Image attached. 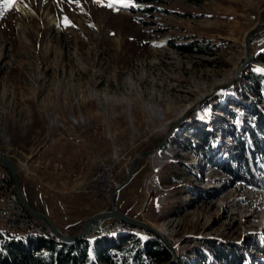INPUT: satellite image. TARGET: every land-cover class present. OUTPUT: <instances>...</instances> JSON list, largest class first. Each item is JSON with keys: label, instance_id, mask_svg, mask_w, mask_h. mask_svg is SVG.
Returning a JSON list of instances; mask_svg holds the SVG:
<instances>
[{"label": "rangeland", "instance_id": "rangeland-1", "mask_svg": "<svg viewBox=\"0 0 264 264\" xmlns=\"http://www.w3.org/2000/svg\"><path fill=\"white\" fill-rule=\"evenodd\" d=\"M129 7L138 8L0 0V156L14 164L28 202L38 193L31 205L71 236L85 218L110 209L109 195L80 193L100 163L121 184L131 160L170 133L155 155L136 162L133 179L113 197L117 210L166 236L176 252L167 264H202L207 254L218 261L226 251L238 264H264V190L207 163L243 169L237 141L252 144L260 132L242 104L263 106L247 86L248 77L264 74L257 61L264 24L250 42L253 62L231 83L245 36L264 20V0H166L150 13ZM191 43L205 52L179 49ZM86 135L88 162L70 138ZM253 163L264 180L260 150ZM126 226L102 224L111 233Z\"/></svg>", "mask_w": 264, "mask_h": 264}, {"label": "trees", "instance_id": "trees-1", "mask_svg": "<svg viewBox=\"0 0 264 264\" xmlns=\"http://www.w3.org/2000/svg\"><path fill=\"white\" fill-rule=\"evenodd\" d=\"M201 4L206 0H188ZM127 3L138 8L129 7L130 12L150 13L156 6L166 0H126ZM184 53L205 52L199 44L191 43L179 48ZM257 61L264 64V49L257 54ZM250 85L247 90L260 97L262 107L254 103L243 105L255 116L256 127L260 132L253 135L254 142L247 144L237 141L238 150L243 158V169L237 170L235 165L224 161L223 165L216 164L212 157L207 163L220 168V170L235 179V182L264 190V180L260 178L259 171L255 169L253 155L256 150L264 154V74L256 73L248 77ZM250 109H249V108ZM234 118V115H232ZM205 142H209L208 137ZM223 162V161H222ZM0 167H2L0 165ZM135 233L131 226H126L120 233L97 235L92 239L79 240L71 245L60 243L54 237L42 234L36 236H15L8 232H0V264H167L171 253L162 241L155 235L140 230ZM206 244L216 248L218 243L208 241ZM220 245V244H219ZM221 254V253H220ZM240 257L233 252H225L218 261L207 254L202 258V264H238Z\"/></svg>", "mask_w": 264, "mask_h": 264}, {"label": "water", "instance_id": "water-1", "mask_svg": "<svg viewBox=\"0 0 264 264\" xmlns=\"http://www.w3.org/2000/svg\"><path fill=\"white\" fill-rule=\"evenodd\" d=\"M264 24V20L260 21L255 28H253L247 35L245 36L244 39V49H245V54L239 61L234 79L231 83V85L237 81V79L240 77L241 73L251 65V63L254 60L251 48H250V42L254 38L257 30ZM170 134V133H169ZM167 135L164 142L159 145L157 148L153 149L152 151L148 152H142L135 156L129 165V169L127 171V175L125 180L121 183L118 184L109 194V205L110 209L108 211H102L98 214L93 215L92 217L88 218L85 220L82 229L80 230L79 233L76 235H67L66 233L62 232L56 225L53 223V221L46 216L44 213L41 211H38L35 209L26 199L24 193L22 192L21 189V181L20 177L18 175V172L12 163V161L6 157L0 156V165L7 171V173L10 176V179L13 183L15 194L20 202V204L23 206L25 211L34 219L42 223L47 230L50 233V236L54 237L57 239L60 243L65 244V245H71L79 240H87V239H92L93 237H96L97 235H103V234H109L110 228L109 227H102V224L108 220H115L116 222L120 223L121 225H128L131 226L135 229H140L146 232H149L156 237H158L162 243L168 248L170 251L171 255L175 257V249L174 246H172L168 239L166 238L165 235L160 233L158 229L151 227L150 225L142 222L135 220L133 218H130L122 213H120L114 203L113 197L116 193H118L121 189H123L125 186H127L131 180L133 179L135 175V164L138 160L147 158L150 156L155 155L168 141V138L170 135ZM111 230H114V228H111ZM170 262L169 264H171Z\"/></svg>", "mask_w": 264, "mask_h": 264}, {"label": "built area", "instance_id": "built-area-1", "mask_svg": "<svg viewBox=\"0 0 264 264\" xmlns=\"http://www.w3.org/2000/svg\"><path fill=\"white\" fill-rule=\"evenodd\" d=\"M117 185L113 180L112 168L102 162L94 179L83 184L80 193H89L101 200ZM0 229L13 231L17 237L22 236V233H32V236L49 233L46 227L31 217L20 204L10 176L3 167H0Z\"/></svg>", "mask_w": 264, "mask_h": 264}, {"label": "crops", "instance_id": "crops-1", "mask_svg": "<svg viewBox=\"0 0 264 264\" xmlns=\"http://www.w3.org/2000/svg\"><path fill=\"white\" fill-rule=\"evenodd\" d=\"M71 140H74L73 144L78 146V150L81 151L82 155L84 157H86V161L85 162H88V159H89V154H90V158L91 160H93V147L91 146L90 142H89V139H88V136L86 135V137H82V138H74V137H70ZM77 141V142H75ZM81 168L84 169L85 167L81 164ZM87 168V167H86ZM88 173V169H86L85 172H83V175H86ZM82 174V173H81ZM80 174V175H81ZM30 196L33 198L31 199L32 202L31 204L34 206V207H37L36 204H38L37 200H38V193H30ZM37 199V200H36ZM39 201V200H38ZM37 202V203H36ZM55 207V204L53 206V204L50 203V208H54ZM42 213H44L46 216H48L54 223H56L52 216H51V213L50 212H46V210H40ZM87 218H85L83 221H85Z\"/></svg>", "mask_w": 264, "mask_h": 264}, {"label": "bare ground", "instance_id": "bare-ground-1", "mask_svg": "<svg viewBox=\"0 0 264 264\" xmlns=\"http://www.w3.org/2000/svg\"><path fill=\"white\" fill-rule=\"evenodd\" d=\"M97 171H99V170H97ZM97 171H96V173H94V174H92L91 175V177L86 181V183L85 184H87L89 181H91L92 179H94V177L96 176V174H97ZM250 218H253V215H250L249 216ZM248 217V219H250ZM2 232H8L9 234L10 233H12V234H15L13 231H10V230H8V229H0ZM0 231V232H1ZM160 233H162V232H160ZM22 235H32V233H22ZM38 235H40V234H38ZM49 235H50V233H49Z\"/></svg>", "mask_w": 264, "mask_h": 264}, {"label": "snow or ice", "instance_id": "snow-or-ice-1", "mask_svg": "<svg viewBox=\"0 0 264 264\" xmlns=\"http://www.w3.org/2000/svg\"><path fill=\"white\" fill-rule=\"evenodd\" d=\"M14 2H15V0H5V3H7L9 5H11ZM96 2H99V0H96ZM115 2L123 3L125 6H129V4L126 2V0H115Z\"/></svg>", "mask_w": 264, "mask_h": 264}]
</instances>
